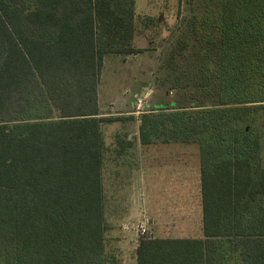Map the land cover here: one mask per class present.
I'll use <instances>...</instances> for the list:
<instances>
[{
  "label": "trees",
  "instance_id": "obj_1",
  "mask_svg": "<svg viewBox=\"0 0 264 264\" xmlns=\"http://www.w3.org/2000/svg\"><path fill=\"white\" fill-rule=\"evenodd\" d=\"M135 34V0H0V264L107 263L102 126L134 117L98 90ZM160 69L138 138L197 146L201 237H143L136 264H264V0H200Z\"/></svg>",
  "mask_w": 264,
  "mask_h": 264
},
{
  "label": "rangeland",
  "instance_id": "obj_2",
  "mask_svg": "<svg viewBox=\"0 0 264 264\" xmlns=\"http://www.w3.org/2000/svg\"><path fill=\"white\" fill-rule=\"evenodd\" d=\"M199 3L200 0H135L134 47L139 53L105 59L98 90L103 113L128 118V114L136 112L130 104L135 105L141 92L145 93L143 99L146 103L140 112L164 102L166 88L159 86L163 76L161 61L187 31ZM169 97L174 98V93L170 92ZM137 126L135 117L102 126L105 152L101 182L106 264H136L135 250L144 236L201 237L197 146L160 144L161 148L175 146L181 150V176L173 178L172 182L164 157L161 166H148L153 163L154 155L146 151L139 154L132 150L120 155L113 151L115 138L137 133ZM140 225L147 226L144 236L138 232Z\"/></svg>",
  "mask_w": 264,
  "mask_h": 264
},
{
  "label": "crops",
  "instance_id": "obj_3",
  "mask_svg": "<svg viewBox=\"0 0 264 264\" xmlns=\"http://www.w3.org/2000/svg\"><path fill=\"white\" fill-rule=\"evenodd\" d=\"M143 94H145V93L141 92L140 96H142ZM130 105L135 107V105H133V104H130ZM128 115L129 116L132 115L135 117V121H137V123H138L137 133L126 134V135H123L121 137L122 140L125 139V140L131 142V145L129 146V148H127L123 151H121L120 144L117 143L118 137L115 138L116 142H115V148L113 151L116 153L121 151V154H123L124 152H128V151L132 152V150L134 152L138 151L139 154L142 151H146L147 153L151 154V156L154 155V158H153L154 161H155V157L157 159L155 162L152 160L153 163H151L148 166H161L162 165L161 164L162 158L164 157L167 160L165 162H168V165L167 164H165V165L167 167L166 169L169 173V176H172V182H173V178L181 176L182 162H181V150H180V148H176L175 146H173V147L165 146L166 148H161L162 146L160 144L146 145V146L140 145L139 138H138V127H139L138 116L136 115V112L130 113ZM114 116H117V115H114ZM123 133H126V132L124 131ZM133 137H134V139H133ZM167 153H168V156H165V154H167ZM176 160H178V162ZM151 226H150V228H151Z\"/></svg>",
  "mask_w": 264,
  "mask_h": 264
},
{
  "label": "built area",
  "instance_id": "obj_4",
  "mask_svg": "<svg viewBox=\"0 0 264 264\" xmlns=\"http://www.w3.org/2000/svg\"><path fill=\"white\" fill-rule=\"evenodd\" d=\"M146 102H144V99L142 97H139L137 99V102L135 103V108H136V115L138 116L140 113V110L142 109V107L145 105ZM138 229V232L140 233V235L144 236L148 229H147V226L145 225H140L137 227ZM145 237V236H144Z\"/></svg>",
  "mask_w": 264,
  "mask_h": 264
},
{
  "label": "water",
  "instance_id": "obj_5",
  "mask_svg": "<svg viewBox=\"0 0 264 264\" xmlns=\"http://www.w3.org/2000/svg\"><path fill=\"white\" fill-rule=\"evenodd\" d=\"M141 97L143 98L144 97V94Z\"/></svg>",
  "mask_w": 264,
  "mask_h": 264
}]
</instances>
